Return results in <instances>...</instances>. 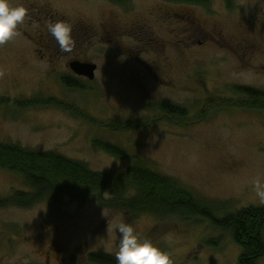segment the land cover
Instances as JSON below:
<instances>
[{"label":"rangeland","instance_id":"374dc122","mask_svg":"<svg viewBox=\"0 0 264 264\" xmlns=\"http://www.w3.org/2000/svg\"><path fill=\"white\" fill-rule=\"evenodd\" d=\"M9 3L23 5L29 15L20 35L0 45V143L55 152L115 175L137 157L208 203L216 219L264 207L253 184L257 178L264 183V112L212 110L196 120L212 98H243L236 88L264 92V0H212L208 7L162 0ZM57 21L73 25L71 53L61 52L48 32ZM215 27L224 41L214 39ZM236 38H248L249 47L237 49ZM76 62L95 64V78L77 76ZM66 78L82 89L66 87ZM46 99L78 107L103 124L143 118L153 124L118 133L62 108L17 104ZM161 103L187 109V125L161 118L153 108ZM96 141L123 148L130 158L117 160ZM27 189L20 175L0 170V199ZM117 219L172 253L174 264H239L241 247L205 220L138 216L68 199L61 206L0 209V264H90V253L115 257L119 236L108 233V224Z\"/></svg>","mask_w":264,"mask_h":264},{"label":"trees","instance_id":"16d2710c","mask_svg":"<svg viewBox=\"0 0 264 264\" xmlns=\"http://www.w3.org/2000/svg\"><path fill=\"white\" fill-rule=\"evenodd\" d=\"M116 5H126L130 0H109ZM168 3L208 7L212 0H162ZM66 87L80 88L75 81L63 79ZM235 93L243 98H212L204 105L196 120H204L212 110L246 109L264 112V92L250 88H236ZM7 99H5L6 101ZM4 101V102H5ZM9 104L17 101H9ZM22 109L57 107L75 113L101 129L125 133L148 128L151 119L129 122L112 121L103 124L75 106L58 103L56 100L19 102ZM161 118L187 125L188 110L169 103L153 107ZM99 149L117 160L130 158L128 152L118 146L102 141L94 143ZM121 175L93 171L85 163L68 159L55 152H37L19 146L0 143V170L20 175L26 191H16L0 199V209H32L43 202L61 206L66 200L86 205L98 202L102 206L132 211L136 215L154 214L160 217L178 216L186 220L202 219L217 230L229 233L241 247L239 264H259L264 258V207H250L216 219L208 203L198 199L181 187L177 181L162 176L145 167L137 157ZM113 198L110 201L106 199ZM90 264H117L113 255L90 253Z\"/></svg>","mask_w":264,"mask_h":264},{"label":"clouds","instance_id":"9594fccd","mask_svg":"<svg viewBox=\"0 0 264 264\" xmlns=\"http://www.w3.org/2000/svg\"><path fill=\"white\" fill-rule=\"evenodd\" d=\"M29 10L23 5L13 7L9 0H0V45H5L19 36V26L23 25ZM48 32L54 37L60 51L71 53L76 46L73 25L66 21L48 24ZM255 195L264 201V183L257 178L254 182ZM115 231L118 245L115 252L117 264H174L172 253L162 250L151 240L140 235L138 228L123 220L108 224V233Z\"/></svg>","mask_w":264,"mask_h":264},{"label":"water","instance_id":"95a60500","mask_svg":"<svg viewBox=\"0 0 264 264\" xmlns=\"http://www.w3.org/2000/svg\"><path fill=\"white\" fill-rule=\"evenodd\" d=\"M72 71L80 77H86L90 80L95 78V73L97 70V66L95 64L90 63H80L76 62L71 65Z\"/></svg>","mask_w":264,"mask_h":264},{"label":"flooded vegetation","instance_id":"af4514ba","mask_svg":"<svg viewBox=\"0 0 264 264\" xmlns=\"http://www.w3.org/2000/svg\"><path fill=\"white\" fill-rule=\"evenodd\" d=\"M214 34H215L214 39H216V40L219 39V40L224 41L226 39V36H224L222 31L220 29H218L217 27H215ZM233 43L236 44V46L237 45L239 46V48H237V49H247L250 45V41L248 38H246V39L243 38L242 40H240L239 38H236L235 42H233Z\"/></svg>","mask_w":264,"mask_h":264}]
</instances>
